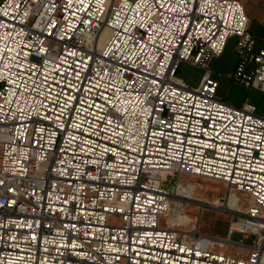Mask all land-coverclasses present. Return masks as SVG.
<instances>
[{
  "label": "built area",
  "instance_id": "built-area-1",
  "mask_svg": "<svg viewBox=\"0 0 264 264\" xmlns=\"http://www.w3.org/2000/svg\"><path fill=\"white\" fill-rule=\"evenodd\" d=\"M233 35L264 93L242 0H0V264H264V115L177 74ZM186 175L250 199L234 253L167 225Z\"/></svg>",
  "mask_w": 264,
  "mask_h": 264
},
{
  "label": "rangeland",
  "instance_id": "rangeland-1",
  "mask_svg": "<svg viewBox=\"0 0 264 264\" xmlns=\"http://www.w3.org/2000/svg\"><path fill=\"white\" fill-rule=\"evenodd\" d=\"M180 181L185 184H192L194 195L185 197L184 193L179 192L182 200L179 201V206L176 207L177 212L179 211L178 221L174 222L172 226L181 229L184 233L196 227L209 237L207 240L211 248H219L218 250L225 248L228 252L234 253L238 246L230 240H239L240 233L238 230L230 233L229 226L238 214L245 211L250 199L244 193L227 186L225 183L207 177L186 175ZM232 193L241 196L246 202L245 206L230 204ZM219 201L223 205H218ZM213 239L222 241L224 245L215 243ZM250 241L249 238L244 243L249 244ZM245 248L247 247L245 246Z\"/></svg>",
  "mask_w": 264,
  "mask_h": 264
},
{
  "label": "crops",
  "instance_id": "crops-1",
  "mask_svg": "<svg viewBox=\"0 0 264 264\" xmlns=\"http://www.w3.org/2000/svg\"><path fill=\"white\" fill-rule=\"evenodd\" d=\"M249 16V28L256 37L255 49L264 47V0H242ZM237 36L228 38L223 53L211 58L207 67L193 65L182 61L177 68V74L191 86L201 82L206 70H210L218 81L217 94L226 102L240 105L248 101L257 106L258 112L264 115V93L255 88H247L235 81L232 73L238 62L236 51Z\"/></svg>",
  "mask_w": 264,
  "mask_h": 264
},
{
  "label": "bare ground",
  "instance_id": "bare-ground-1",
  "mask_svg": "<svg viewBox=\"0 0 264 264\" xmlns=\"http://www.w3.org/2000/svg\"><path fill=\"white\" fill-rule=\"evenodd\" d=\"M178 189H179L178 190L179 192L184 193L185 197H192L194 195V186L190 183L185 184L184 182L179 181ZM229 203L234 204V205H239L241 207L245 206V204H246V202L243 200V198L241 196H238L236 193L231 194ZM217 204L223 205L221 201H219ZM178 212H177L176 206H174V209H172L171 213L169 214V216L166 219L167 225L172 226L174 224V222L178 221L177 220ZM213 240H210V241H213ZM214 242L220 243L221 245L222 244L224 245V243L220 240H214ZM221 250H225V248L224 249L222 248Z\"/></svg>",
  "mask_w": 264,
  "mask_h": 264
}]
</instances>
